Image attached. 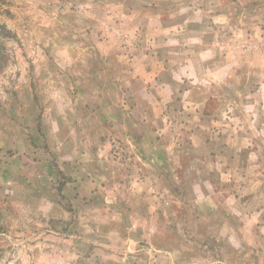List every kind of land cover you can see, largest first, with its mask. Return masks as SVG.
<instances>
[{
	"label": "rangeland",
	"instance_id": "374dc122",
	"mask_svg": "<svg viewBox=\"0 0 264 264\" xmlns=\"http://www.w3.org/2000/svg\"><path fill=\"white\" fill-rule=\"evenodd\" d=\"M190 4L194 21L180 30L190 32L189 41L195 34L212 53L209 68L224 62L228 72L221 80L191 73L180 77L171 100L158 109L160 84L173 76L167 67L161 71L157 55L189 51L191 45L158 44L146 20L160 14L171 24L170 9ZM164 60L166 66L172 63ZM96 99L107 103L101 109L114 120L111 152L122 183L144 197L135 217L124 222L94 218L89 203L76 208L70 198L58 200L59 176L48 180L33 161L42 160L48 139L54 148L59 133L53 121L60 106L66 110L80 101L84 112H94ZM138 99L144 101L141 106ZM129 115L131 121L125 122ZM140 116L148 124L136 127ZM49 117L51 127L45 122ZM260 118L264 0H0V264H110L94 259L93 234L94 228L113 224L136 232L128 252L120 253L125 260L115 264H170L171 255L175 264H264L260 220L234 215L224 203L229 195L245 199L264 193ZM84 119L82 137L93 145L94 116ZM157 119L163 121L160 130L153 122ZM202 128L212 135L205 138L208 144L221 134L228 137L229 162L237 153L227 181L206 167L210 155L201 154L190 137ZM12 132L18 144H10ZM137 132L149 137L142 151L157 147V152L139 153ZM24 148L28 151L21 152ZM46 196L60 203L47 204ZM200 196L218 206L206 212L198 204ZM258 196L256 206L262 203ZM176 198L187 201L188 212L173 202ZM174 210L181 219L170 215ZM139 228L149 232L146 238L137 236ZM157 245L168 249L158 251Z\"/></svg>",
	"mask_w": 264,
	"mask_h": 264
},
{
	"label": "crops",
	"instance_id": "0c3cea01",
	"mask_svg": "<svg viewBox=\"0 0 264 264\" xmlns=\"http://www.w3.org/2000/svg\"><path fill=\"white\" fill-rule=\"evenodd\" d=\"M170 13L171 24L164 23V20L160 14H154L150 15L146 20L147 27L156 34L154 38L159 42L158 44H179L174 47H180L185 43L190 44L191 49L189 51H174L173 55H157L158 62L159 60L162 61L160 66L161 71H166L165 68L167 67V69H170V77L173 76V81L171 80L172 82L168 81L162 82V84H160V91L162 92V95L160 99H156L155 103V106H157L156 108L158 109H160V106H166L171 100V95L178 88L175 87L178 85V81L176 80H178L180 77L182 78V76H186L187 74L191 73L195 76H217L220 77L221 80L227 75L228 72L224 62L219 64L217 68H209L212 64H210V60L213 58L212 53L209 51L205 52L204 48L200 46L201 39L195 34L192 38L193 40L189 41L187 40V36L190 32L186 34V31L180 30V27L187 24V22L194 21V6L190 4L183 6L180 9H178L177 6L173 9H170ZM181 19L184 20L180 22ZM144 56L148 59L147 55ZM167 58L172 63L166 66L164 59ZM145 70L146 74H151L149 73V68H146ZM143 96L147 97V95ZM143 102L144 101L141 99H138L137 104L141 106ZM105 103L102 104L100 100L96 99L94 102V112H84L83 106H86V104L83 105V103L80 101H75L74 104L66 110L60 106V113L57 115L58 119L54 121L52 120L53 124L55 125V131L59 133L56 139H54V148H51V140L48 139L49 147L44 148L42 160L37 161L35 158H33V161L38 162L36 165H38L41 169L40 174L43 177L48 178V180L53 179L54 177V179H56L57 175L59 176L58 178L61 180V182L60 185L57 186L59 187L57 188L59 192L58 200L70 198L72 200L71 202L76 206V208H79L81 205L86 203H89L91 206L94 205V207L90 208V210L94 208V212L89 213H94V218H103L104 221L111 224V220H121V222L123 220L124 222L126 220L128 221L129 219H133L135 217L136 207L141 204L140 199H144V197L139 195L136 196L134 193H131L130 187L126 184V181L124 184L122 183V179L120 178L117 168L118 165L116 164L111 152L110 140L113 138L112 135L114 136V120L110 117L111 115L108 113V111L101 109L104 107ZM91 105L92 104H90V106ZM96 109L101 112L103 111V114L96 115ZM90 115L94 116L93 145H91V143L88 141L85 142L84 137H82V132L84 131L83 124L86 122L84 117ZM51 118L49 117L48 121L45 120V122H48L49 125L52 122L50 120ZM129 120L131 121L130 115L128 116V119L125 120V122H128ZM150 120L152 119L150 118ZM260 121L263 122L264 118H260ZM153 122L160 130L158 124L162 126L163 121L157 119V121L153 120ZM136 123V127H140V124L147 125L148 121H146L144 117L140 116L138 117V122ZM91 128L93 129V126ZM55 131H53V134ZM150 131L154 140L157 141L158 132L156 133V127H152ZM51 133V130L48 132H43L45 135H49ZM121 134L123 136L124 131ZM208 135L209 132L207 128H202V130H199L198 132H192L190 137L193 139L196 147H200V150L198 151L201 154L210 155V159H207L205 162L206 167L208 166L209 168H212V170H217L218 177L222 181H227L230 179L231 172L235 171L237 153L234 151V161L229 162L230 147L228 137L225 134H221L216 138H211L212 141L210 144H208L205 141L206 137L208 140ZM209 136L212 135L210 134ZM130 138L133 139L134 135H132V137L130 136ZM148 138L149 137H147L146 134L144 135L143 132H137L134 143L138 145L139 153L143 152V139L147 140ZM14 141H16L17 144L19 143L18 139H16V135H14L12 132V141L10 144H13ZM28 145H30V141ZM45 149L47 150L46 152ZM145 149L146 148L144 147V150ZM157 149V147H149L148 151L146 149V151L143 153L150 154L151 151L157 152ZM23 151H28V149L26 150L24 148V150H21V152ZM212 154L213 157L211 156ZM51 189L54 188L52 187ZM259 193L260 196L254 195V197L252 196L253 198L248 197L245 199H241V197H237V195H229L224 200V203L226 205V210L234 215H242L247 221L252 219V222H257L260 220L261 224L259 227L262 235L264 236V193ZM256 196L262 200V203H258L257 206L253 201ZM175 197L176 196H174V198ZM44 200L47 204L52 203V201L60 203V201H56L55 199H49L48 196H46ZM197 201L201 207H204L205 205L204 208L208 213L212 212V210L218 206V204H216L211 197L209 198L200 196L198 197ZM173 202L185 205L188 212L189 206L186 200L176 198ZM208 213H203V216H207ZM170 215L175 219H181L177 210L170 212ZM79 216L82 217L81 212ZM144 218L147 220L148 216ZM125 228L123 231H119L116 229L114 224L107 225L105 229H101L100 227L94 228V252H98L94 254L95 260H101L110 264L117 263V260H125V257L120 259V253L128 252L126 249L130 247L131 242L133 241L131 237H136V232L132 231L129 225H126ZM148 234L149 232L146 231V229L139 228L137 236H139V238H141V236L146 238V235ZM152 235L156 237V233H152ZM157 247L160 249H158V251H166L168 249H163L162 246L158 245ZM174 249L175 248H173V245L170 244V252H172ZM128 259L131 262L132 259ZM167 260H170V264H175L174 262H176V258H173V255H171V257L168 256Z\"/></svg>",
	"mask_w": 264,
	"mask_h": 264
}]
</instances>
